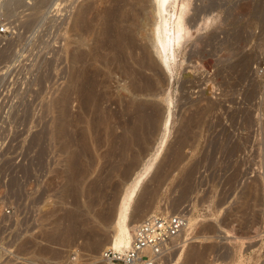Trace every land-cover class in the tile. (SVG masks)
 <instances>
[{"label":"rangeland","instance_id":"rangeland-1","mask_svg":"<svg viewBox=\"0 0 264 264\" xmlns=\"http://www.w3.org/2000/svg\"><path fill=\"white\" fill-rule=\"evenodd\" d=\"M88 1L0 0V236L25 264H106L151 163L128 217H186L168 264H264V0H178L189 32L165 68L143 32L103 19L119 0Z\"/></svg>","mask_w":264,"mask_h":264},{"label":"bare ground","instance_id":"bare-ground-1","mask_svg":"<svg viewBox=\"0 0 264 264\" xmlns=\"http://www.w3.org/2000/svg\"><path fill=\"white\" fill-rule=\"evenodd\" d=\"M88 1V0H87ZM92 1V0H91ZM101 1V0H100ZM99 1V2H100ZM109 1V0H108ZM113 1V0H112ZM116 2L118 0H115ZM120 1V0H119ZM118 1V2H119ZM124 2V0H122ZM79 2V1H78ZM83 2V1H82ZM89 4L90 1H88ZM115 3L116 5L118 4ZM122 2V3H123ZM187 2V1H186ZM85 3V1L83 2ZM83 3H81V5L79 7L76 8V10L72 11V15H73V26H76L77 27V24H79L77 21L75 20H78V18L81 16V19L83 18V16L86 14H84L82 16V13L84 12V9H86L87 7H85L83 5ZM97 3V2H96ZM110 3V1H109ZM88 4V6H89ZM93 4V3H92ZM98 4V3H97ZM106 4V3H105ZM108 4V3H107ZM121 4V3H120ZM178 4V0H126V2H124V4H122V6L118 9V7L115 5V7L117 8L116 11L112 12V11H107L105 10L104 8L107 6H105L103 9L107 12L105 13L103 11V14L105 13V15L102 14L103 19H105V17H112V15H114V18H116L115 16L120 17L121 18V21L125 22L124 24H127L126 26L129 27V31H132L130 33H133L134 31H140V32H143L142 36L145 40V43L143 42L142 45H144V51H145V55L146 56V60L144 61H147L149 62L148 65L153 64L152 61L154 60V58L152 59L153 55H155V57L159 60V66L161 68H165V67H170V62H172V60H174L175 58V47L176 46H180V44L182 43V40H184L185 37L188 36V26L186 25V22L185 21V16H188V15H185L186 13H184V10L187 8H185V4L184 3H181L180 5H178V7L180 6L179 10L176 9L174 11H170L171 9V6L172 5H177ZM189 4V3H187ZM75 5V3H74ZM86 5V3H85ZM96 5V4H95ZM114 5V4H113ZM119 5V4H118ZM195 5V4H194ZM100 6V5H99ZM120 6V5H119ZM196 6V5H195ZM92 9H93V6H91ZM90 7V8H91ZM96 7V6H95ZM94 7V8H95ZM110 7V6H109ZM199 7V6H198ZM89 8V7H88ZM111 8V7H110ZM102 8H100L101 10ZM175 9V8H174ZM194 9V7H193ZM87 10V9H86ZM89 10V9H88ZM178 10V11H177ZM197 10V9H196ZM70 11V10H69ZM95 11V10H94ZM99 11V10H98ZM87 12V11H85ZM93 12V11H92ZM69 13V12H68ZM91 13V12H90ZM95 13V12H94ZM97 14V13H96ZM194 14V12H193ZM94 15V14H93ZM87 16H89L87 14ZM86 16V18H87ZM91 16V15H90ZM95 16V15H94ZM102 16H101V19H102ZM193 17V16H192ZM196 17V16H195ZM116 18V19H117ZM189 18V17H188ZM187 18V19H188ZM194 18V17H193ZM197 18V17H196ZM190 19V22L191 21V17L189 18ZM195 19V18H194ZM80 20V19H79ZM92 20V19H91ZM100 20V19H99ZM109 20V19H108ZM120 20V19H119ZM105 21H107L105 19ZM117 21V20H116ZM120 21V22H121ZM110 22V21H109ZM119 22V21H118ZM117 22V23H118ZM120 22L118 24H120ZM122 22V23H123ZM77 23V24H76ZM88 23V22H87ZM104 23V22H103ZM114 23V22H113ZM70 24V23H69ZM116 24V23H115ZM114 24V25H115ZM123 24V25H124ZM81 25V24H79ZM85 25V24H83ZM121 25V24H120ZM72 26V25H71ZM88 26V25H87ZM106 26V25H105ZM125 26V25H124ZM125 26V27H126ZM85 27V26H84ZM89 27V26H88ZM87 27V28H88ZM107 27V26H106ZM116 27V26H114ZM120 27V26H119ZM71 28V27H69ZM81 29H84L83 27H80ZM86 28V27H85ZM67 29V28H66ZM65 29V30H66ZM79 29V28H77ZM90 29V28H89ZM88 29V30H89ZM117 29V28H116ZM122 29V28H121ZM86 30V29H85ZM119 30V28H118ZM67 31V30H66ZM69 31V30H68ZM67 31V32H68ZM78 31V30H77ZM84 31V30H83ZM124 31V29H123ZM86 32V31H84ZM119 32V31H118ZM122 32V31H121ZM139 32V33H140ZM66 33V32H65ZM127 33V32H125ZM60 34V33H59ZM79 34V33H78ZM85 34V33H84ZM82 35V34H81ZM133 35V34H132ZM136 38V33L134 34ZM84 37V36H83ZM121 38V37H120ZM132 38V37H131ZM140 38V37H139ZM85 40V39H84ZM131 41V40H130ZM142 41V40H141ZM139 41V42H141ZM83 42V40H82ZM140 44V43H139ZM120 45V43H119ZM142 47V46H141ZM143 52V51H142ZM142 57L143 59L145 57ZM75 58V56H74ZM243 59V58H242ZM246 60V59H245ZM248 60V59H247ZM246 60V61H247ZM154 61H157L156 59ZM242 61V60H240ZM244 61V60H243ZM242 61V62H243ZM146 63V62H145ZM246 63V62H245ZM152 66L150 65V68ZM149 68V69H150ZM160 68V69H161ZM168 70V69H167ZM63 89V88H62ZM63 93V91H62ZM59 97V96H58ZM57 97V98H58ZM62 97V95H61ZM60 98V97H59ZM54 99V98H53ZM63 99V98H62ZM56 100V99H55ZM53 101V100H51ZM50 101V103H51ZM63 117V116H62ZM60 119H62L61 117H59ZM65 120V119H64ZM64 120L62 119V121H58L60 123H64ZM62 125V124H60ZM56 126H59L58 124ZM55 126V127H56ZM64 126V125H62ZM57 128V127H56ZM59 128V129H58ZM58 132L57 130L54 129V133L57 132V133H62V128L61 127H58ZM62 131V132H59V131ZM66 131V130H65ZM61 135V134H60ZM64 135V133H63ZM61 137V136H60ZM63 137V136H62ZM65 140V139H64ZM67 144V143H65ZM64 146V145H63ZM65 148V147H64ZM70 152V151H68ZM71 153V152H70ZM70 155V154H69ZM72 156V155H71ZM70 157V156H69ZM68 159V158H67ZM70 159V158H69ZM71 160V159H70ZM153 161V160H152ZM70 162V161H68ZM67 163V162H66ZM70 164V163H69ZM68 165V164H67ZM150 166H152L151 163L149 164H146V168L141 171L140 173L138 172L137 175L132 179L133 181L129 184L130 186H128L127 188L125 187V190H126V193H125V196L123 197L122 201L120 202V205H119V209H118V212H117V217H116V229L111 237V239L109 240V244L112 248L114 249H122L124 247H126L129 242H130V239H131V232H132V229L134 227V224L132 223L131 224V220L129 219L128 217V210H129V206H130V202L132 200V197L133 195L135 194L137 188L140 186L141 182H142V179L145 177V175L148 173V171L150 170ZM70 167H71V164H70ZM71 169V168H70ZM68 171V170H67ZM66 172V171H65ZM68 174V173H67ZM66 174V175H67ZM71 174V173H70ZM67 178V177H66ZM72 178V176H71ZM70 179V177H69ZM69 181V180H68ZM125 192V191H124ZM65 209V208H64ZM67 209V208H66ZM70 210V209H69ZM68 210V212H69ZM66 211V210H65ZM73 211V210H72ZM64 213V210L63 212ZM65 214V213H64ZM72 214V213H71ZM73 215V214H72ZM62 216V215H61ZM60 217V216H59ZM65 217V216H64ZM71 217V216H70ZM76 217V216H75ZM61 219V217H60ZM67 219V217H66ZM71 219V218H70ZM55 220V219H54ZM72 220V219H71ZM53 221V220H52ZM68 221V220H67ZM59 222V220L57 221V223ZM56 223V222H55ZM68 223V222H67ZM54 224V223H52ZM61 224V223H60ZM56 224H54V226H50L49 228V231H48V235L49 237L51 238H54V239H66V235L68 234V231L67 229L68 228H63L61 229L62 227L57 224L58 226H55ZM68 225V224H67ZM72 225V224H71ZM70 225V226H71ZM190 226V222L188 220H186V225L184 226V228L188 229ZM61 227V228H60ZM64 227V226H63ZM67 227V226H66ZM69 227V226H68ZM72 228V227H71ZM183 228V229H184ZM182 229V231H183ZM220 230V229H219ZM181 231V232H182ZM221 231V230H220ZM47 232V230H46ZM71 231H69L70 233ZM180 232V233H181ZM219 232V231H218ZM180 233L175 237V238H178ZM220 234V233H219ZM71 235V234H70ZM182 235V234H181ZM219 236H222L221 235H218L216 237L219 238ZM68 237V236H67ZM182 238V237H181ZM223 238V236L221 237ZM220 238V239H221ZM226 238V237H225ZM229 238V237H228ZM232 238V237H231ZM180 239V238H179ZM61 240V241H62ZM228 240V239H227ZM230 240V239H229ZM183 241V240H182ZM176 242V241H175ZM174 242V243H175ZM180 242V241H179ZM223 242V241H222ZM92 243H95V242H92ZM177 243V242H176ZM97 243L94 244V246H96ZM92 245V247H94ZM90 247V246H89ZM97 248V247H96ZM195 249V248H194ZM197 251V249H195ZM199 252V251H198ZM198 252H196L197 254H199ZM195 253V251L192 250H189L188 254H187V260L193 258V259H196L197 258V254ZM200 255V254H199ZM199 255H198V258H199ZM200 259V258H199ZM169 261L171 260H168L167 257H164L162 258V261H161V264H168ZM186 261V260H185ZM187 262V261H186Z\"/></svg>","mask_w":264,"mask_h":264},{"label":"built area","instance_id":"built-area-1","mask_svg":"<svg viewBox=\"0 0 264 264\" xmlns=\"http://www.w3.org/2000/svg\"><path fill=\"white\" fill-rule=\"evenodd\" d=\"M4 27H0V32ZM14 206L0 208V229L13 218ZM182 214H148L134 225L129 244L122 249H105L101 261L106 264H161L172 240L186 225ZM0 264H25L24 257L0 236Z\"/></svg>","mask_w":264,"mask_h":264}]
</instances>
